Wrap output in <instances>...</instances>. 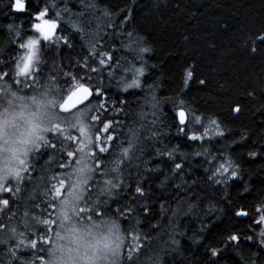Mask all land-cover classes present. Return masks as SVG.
I'll use <instances>...</instances> for the list:
<instances>
[{
	"label": "trees",
	"instance_id": "16d2710c",
	"mask_svg": "<svg viewBox=\"0 0 264 264\" xmlns=\"http://www.w3.org/2000/svg\"><path fill=\"white\" fill-rule=\"evenodd\" d=\"M34 2L39 4V0ZM52 2L56 5L50 9L53 15L56 12L63 14L65 7L75 15L85 12L81 0ZM84 4L94 5L85 14L92 27L102 29L100 35L103 38L97 47L110 49L109 54L113 57L99 66L98 79L111 87L110 91H105L111 98L109 107L114 100L117 109H124L108 112L116 122L118 142L127 138L129 128L139 131L142 123L144 125L138 145L142 150L123 166L125 184L131 187L114 192L109 201L110 208L117 209L129 203L138 206L139 225L146 227L151 237L158 238L159 245L150 256L155 264H264V246L259 244L264 223L258 224L259 216L253 218L249 212V206L258 194L264 193V93H253L255 100L248 94L252 75L264 69V40L261 44L251 45L259 49L256 54L243 46L244 38L250 32L264 36V31L258 30L264 25V0H168L167 5L162 0H84ZM104 11L109 15L104 16ZM28 15L13 13L9 0H0V59L12 63L18 58L19 40H13L15 33L7 26L28 28V23L20 24L21 20L31 19ZM109 19L114 21L113 26H122L126 32H132L135 27L158 43V53L149 58L151 63L159 65L153 70L155 75H160L163 69L165 88L158 95L172 96L175 81L180 76L185 79L186 72H192L193 77L188 79L190 99L202 110L218 113L229 129L223 138L212 141V154L221 159L213 161L211 155L193 154L196 146L204 142L191 141L179 132L178 120L171 123L170 104L161 106L162 113H156L157 123L151 125L154 110L149 105H143L137 113L144 91L132 89L125 93L116 87L117 75L127 77V82H131L130 70L135 78L140 62L134 60L136 44L126 48L120 46L121 43L128 44L124 37L113 39L108 49L103 47L113 31V27L108 26ZM184 34L190 36L187 44L181 42ZM137 38L134 33L132 39ZM75 55L72 50L65 49L60 57L67 62ZM110 65L117 68L114 78L103 73ZM92 67H98V63H93ZM205 78L207 87L200 86L199 80ZM235 108H241V112L234 113ZM149 126L157 134L155 137L150 138L151 133L145 131ZM164 146L175 147L177 151L170 158ZM161 150L165 154L162 155ZM252 152L256 154L249 155ZM63 155L54 153L58 159H63ZM101 157L104 160L114 158H109L107 153ZM229 160L244 170L242 178H233L227 185L210 180L215 168ZM177 164L180 168H176ZM52 165L53 170L63 171L57 164ZM129 175L131 179H127ZM227 176L228 173L223 177L216 173L215 179L224 180ZM37 182L38 178L31 183L33 189L29 197L32 203L27 201L19 205L15 212L14 203L10 202V210L0 214V221L14 216L13 223H20L19 230L24 231V212L31 210L39 215L44 207L33 208V204H40L42 198L36 189ZM138 182L144 189L142 197L134 190ZM245 187L249 191H244ZM240 211L248 215H237ZM230 235H237L239 240L229 241ZM198 239L200 242L196 243ZM173 241H178V245ZM210 248L221 249L220 255L210 257ZM139 249H142L140 243ZM32 251L21 247L17 250L19 259H15L8 253V245L0 243V264H22L31 258Z\"/></svg>",
	"mask_w": 264,
	"mask_h": 264
},
{
	"label": "snow or ice",
	"instance_id": "6c2138e0",
	"mask_svg": "<svg viewBox=\"0 0 264 264\" xmlns=\"http://www.w3.org/2000/svg\"><path fill=\"white\" fill-rule=\"evenodd\" d=\"M10 10L13 13H24L27 11V5L22 0H11ZM46 12L47 9L37 12L32 19L41 20ZM108 15L109 13L104 11V16ZM7 27L10 32L15 33L13 40L21 39L20 32L15 30L14 25L9 24ZM32 27L38 29L39 23H33ZM126 35L128 39L126 47L137 43L132 39V32H127ZM260 38L264 39V37ZM18 47L26 48L28 52L14 61L15 69L12 70L11 77L8 71L0 68V82H3L0 84V97H10L9 105H12L14 100L23 102L26 99L12 92V85L7 83L9 78L13 79L16 84L23 83L25 87L34 85L39 87L38 78L32 72L36 52L34 42L29 40L19 44ZM94 55L99 56L100 54L94 53ZM112 58V55L105 53L93 63L105 65ZM4 67L10 66L4 64ZM82 67L93 74L97 71L96 67H90L88 58H85ZM141 71V69H136L137 73ZM48 75L49 81L45 85V91L39 97H31V105L21 104V109L32 106L35 111L27 115L23 111L17 113L9 109L0 112V137L4 136L6 130L14 126L17 117H20L25 119L29 125L27 136L22 142H34L40 122L44 119L50 121L57 118L53 111L57 106L66 113H70L72 109L85 102L87 106L71 115L66 121L68 126L75 130L74 133H67L59 143L51 141H44L42 144L35 143L36 148H46L53 153H63V159L55 156L49 157L47 162L49 168L42 169V175L38 178L36 189L39 190L42 198L40 204H33V208H40L43 205L40 214L35 215L31 210L24 212L22 218L24 231L19 230L20 223H13L14 216L0 221V243L8 245V253L15 259H19L17 250L21 247L32 249L31 258L22 261V264H115L121 257L123 242L131 236L133 243L128 244L127 259L133 261L140 250L139 236L136 234L140 223L137 214L138 206L130 203L112 210L109 201L117 190L131 187L125 184L123 166L126 161L130 162L135 157L137 151L142 150L138 148L141 136L137 129L129 128L127 138L118 142V136L115 134L116 122L108 116V112L124 109H117L114 100L109 107L111 98L105 95L103 88L84 82L85 80L90 81L91 76L78 79L73 73L66 72L61 81L54 71H50ZM108 75L111 76L113 73L109 72ZM29 76H31V82L28 81ZM21 77L24 79L21 80ZM191 77L192 72H186L185 80ZM61 83L64 87H61ZM65 88L68 91L62 102L49 98L52 90L63 92ZM92 98H95V103L91 102ZM120 103L125 104L124 101ZM235 110L239 111V108ZM178 115L180 123L183 124L185 113L180 110ZM53 130L61 133L67 132V129L60 124L53 125ZM104 153H111L114 158L104 160L101 157ZM255 154L254 152L249 153V155ZM23 163L21 161V164ZM53 163L63 171L57 172L51 169L50 165ZM230 167L231 161L226 164L222 163L216 172L220 173V169H223V173H228ZM176 168H180V165L177 164ZM49 171L52 172L51 175H48ZM232 175L235 173L233 172ZM127 179H131L130 175ZM134 190L141 197L144 195V189L139 182ZM17 191L18 189L0 183V214L10 210V202ZM5 193L9 198H3ZM237 215L246 216L247 213L240 211ZM258 216L257 223H264V212L258 210ZM123 217H128L126 229L122 228L121 218ZM261 235L264 236V231ZM228 240L238 241L239 237L230 235ZM13 241L15 242L12 243ZM220 253L221 249L210 248V257L217 258Z\"/></svg>",
	"mask_w": 264,
	"mask_h": 264
},
{
	"label": "clouds",
	"instance_id": "9594fccd",
	"mask_svg": "<svg viewBox=\"0 0 264 264\" xmlns=\"http://www.w3.org/2000/svg\"><path fill=\"white\" fill-rule=\"evenodd\" d=\"M22 2L27 5V11L24 13H29L30 15H28V17H31V19L28 21H20L21 25L28 23V28L16 27L15 30L19 31L21 35L19 44L25 43L29 40L33 41L35 44L36 52L32 65V72L38 78L39 87H36L35 85L33 87H25L23 83L16 84L13 79L9 78L7 83L12 85V92L17 93L18 96L25 97L26 99L23 102L14 100L13 104L9 105L8 100L11 99L10 97H0V112H3L4 109H9V111H15L17 113L23 111L25 115H27L29 112L35 111V108L32 106L21 109V104L31 105L30 98L33 96L39 97L45 91V85L49 81L48 74L50 71H54L61 78V81H63L64 73L66 72L73 73L78 79H83L85 76H91L90 81L85 80L84 82L91 83L93 86H99L100 88H103L104 91H110L111 87L102 84L98 79V76L101 74L99 66L102 65L98 64L95 75H93L90 70H85L82 67L85 63V58H88V63L91 67L94 60H99L101 56L105 53H109L110 50H101L97 47L100 44V40L103 38L100 35L102 29H98V26H91V21L89 20L88 15L85 14L91 7L85 5L84 0H81L85 12L75 15L70 12L69 8L65 7L63 9V14L61 12H56L53 15L50 11V9L54 8L53 5H55L52 0H39V4H36L34 0H22ZM162 3L167 5L168 0H162ZM10 4L11 0H9V5ZM45 9H47V12L41 20L35 21L32 19L37 12L44 11ZM73 16H75L74 19ZM33 23H39V28H33ZM107 23L108 26L113 27V31L109 34L110 39L106 41L103 46L105 49H108V46L113 39L120 40L121 37L127 39V32L122 26H113L114 21L112 19H109ZM222 27L224 26L222 25ZM258 30L264 31V25H261ZM132 33H135L138 37L136 39L137 43L134 60L140 62L139 69L142 71L137 73L136 77L131 79V82H127V77H121L120 82L116 87L120 88L125 93L132 89L144 91L145 95L141 97L140 103L137 105V113H140L143 105H149L151 109L154 110L153 115L156 116L157 112L162 113V105L170 104L172 111L171 123L175 124L177 120L179 121L177 125L179 132L188 136L191 141L199 140L204 142L201 145L196 146L193 150V154L195 156H203L205 154L211 155L213 161L221 159V157L212 154V141L214 138H223L226 131L229 130L222 117L216 112H207L197 107L196 101L189 97L191 88L189 87L188 80L186 81L183 76H180L175 81V87L171 89L174 93L172 96L158 95L159 91L162 88H165V85L162 83L164 79L163 69L160 70V75H155L153 70L159 68V65L151 63L149 58L153 57V54L158 53L159 45L155 40L151 39L149 35L141 34L135 27H133ZM260 37L264 36H256L255 33L251 32L248 33L244 38L245 42L243 46L251 54H256L259 49L251 47V45L253 43L261 44L260 41L264 39H261ZM189 41L190 36L184 34L181 38V42L187 44ZM125 45L127 44L121 43L120 46L126 48ZM209 47L215 48V45L209 44ZM65 49L72 50L76 53V55L67 62H63V58L60 57V54L63 53ZM27 52L28 49L18 47L17 57H23ZM52 53H55V56L50 55ZM94 53H99L100 55L97 56L94 55ZM57 57H59V59ZM122 59H126V57H123ZM14 61L9 63L0 59V62H3L0 63V66H2L0 68H3L4 71H8L10 77L12 75V70L15 69ZM4 64L9 65L10 67H4ZM45 68H50V71L47 74L43 72V69ZM21 78V80L24 79L23 77ZM206 79L207 78L199 80L200 86L207 87ZM28 81L31 82V76L28 77ZM61 87H64L63 83H61ZM220 87L223 88V85H220ZM67 91V88H65L63 92L52 90L49 98H55L58 102H62ZM253 93H264V69H261V71L252 75L251 90L248 94L255 100L256 96L253 95ZM91 102L95 103V98H92ZM85 106H87V102L72 109L70 113L62 112L57 106L53 109L57 118L50 121L44 119L40 122V128L35 134L34 142H22L27 136L29 125L25 119L20 117H17L15 125L9 127L6 130V134L0 137V183L18 189L12 197L13 202L23 191L22 182L24 181L25 174L29 173L30 170L33 172L37 170L36 165L40 163V157L44 154V150H47L46 148H36L35 143L42 144L44 141H55L56 143H59L64 135L67 133H74L75 130L70 128L66 121L71 115L75 114ZM235 109H233L234 113L241 112V108H239V111H236ZM180 110H183L185 113L183 124L180 123V117L178 115ZM144 119H146V117H144ZM157 119H154L151 122V125H155ZM55 124H60L63 128L67 129V132L61 133L54 131L53 125ZM147 130L151 133L150 138L157 135L151 130V126H149ZM164 149L170 158L177 151L175 147L168 148L167 146H164ZM107 154L109 155V158H111L112 154ZM161 154H165V151L161 150ZM21 161L24 163L21 164ZM229 161H231V167L228 176L224 180L215 179L217 173L216 170L222 163L215 168L212 175L209 176V179L215 180L216 183H224L227 185L228 181L233 178H242L244 170L233 160ZM45 164H47V162H45ZM233 172L235 175H232ZM17 173H19V175ZM220 174L223 177V169H220ZM244 191H249V188L245 187ZM225 195H227V189L225 190ZM4 196L9 198L7 193H5ZM258 210L264 212V193L258 194L255 202L249 206V212L253 218L258 215ZM122 228L126 229L127 227L122 224ZM262 231H264V229H261L259 233V244L264 246V236L261 235ZM127 241L128 240H125L123 242L121 257L115 262V264H143L138 256H136L133 261L127 259V252H125V249L128 248ZM199 242L198 239L196 243ZM173 243L178 245L179 242L173 241Z\"/></svg>",
	"mask_w": 264,
	"mask_h": 264
},
{
	"label": "rangeland",
	"instance_id": "374dc122",
	"mask_svg": "<svg viewBox=\"0 0 264 264\" xmlns=\"http://www.w3.org/2000/svg\"><path fill=\"white\" fill-rule=\"evenodd\" d=\"M52 54H55V53H52ZM116 69L117 68L115 66L110 65L109 68L106 69L103 73L107 77L112 78V77L116 76V72H115ZM49 71H50V68L43 69V72L45 74H47ZM109 72H112L113 75L112 76H109L108 75ZM130 78L133 79V71L132 70H130ZM120 79H121V77L119 75H117V80L115 82L116 83H119L120 82ZM2 83H0V84H2ZM16 87H19V86H16ZM156 117H158V115L153 116V119L151 120V122L154 119H157ZM147 129H148V127L145 128V131H148ZM143 130H144L143 127H140L139 128V131L138 132H139L140 135H142ZM53 143H56V142L53 141ZM52 156H54V153L53 152H50L48 150H44V154L40 157V163H38L36 165V169L37 170L34 171V172L30 170L29 173L25 174L24 181L22 182L23 191L20 194V196L17 199H15V201L13 202L14 203L13 210L15 212L18 211L19 205L25 204V203H27V201H28L29 204L32 203V199L29 197V194L32 192V189H33V185L31 183H33L36 180V178H39L42 175V169H48L49 168V164L48 163L45 164V162H48L49 161V157H52ZM104 156L105 155H103L102 157H104ZM50 167L52 169L53 165L51 164ZM56 171L58 172V170H56ZM51 174H52V172L49 171L48 172V175H51ZM30 178H31V181H30ZM27 198H28V200H27ZM111 209L112 210H115L113 208H111ZM121 223L125 227H128V217H124L122 219ZM136 234L139 236V243L142 245V249L139 250V253L137 255L138 258H139V260L142 261L143 264H155L156 262H152L150 256L152 255V252H153L155 246L156 245H159L158 238L151 237L149 235V231L147 230V228L146 227H143V226H141L139 224H138L137 229H136ZM127 243L128 244L129 243H133V241L131 240V236H129V239H128ZM127 251H128V248L125 249V252H127ZM159 261H157V263Z\"/></svg>",
	"mask_w": 264,
	"mask_h": 264
}]
</instances>
